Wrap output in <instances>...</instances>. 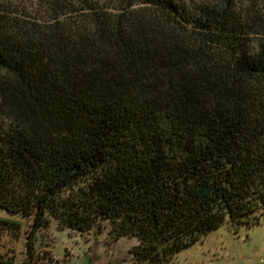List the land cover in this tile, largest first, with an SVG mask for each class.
<instances>
[{"label":"trees","instance_id":"obj_1","mask_svg":"<svg viewBox=\"0 0 264 264\" xmlns=\"http://www.w3.org/2000/svg\"><path fill=\"white\" fill-rule=\"evenodd\" d=\"M0 208L24 264L52 220L135 237L130 264L259 222L264 2L0 0Z\"/></svg>","mask_w":264,"mask_h":264},{"label":"rangeland","instance_id":"obj_2","mask_svg":"<svg viewBox=\"0 0 264 264\" xmlns=\"http://www.w3.org/2000/svg\"><path fill=\"white\" fill-rule=\"evenodd\" d=\"M235 1L240 7L251 0ZM263 2L260 0V3ZM257 214H260L259 222L231 227L223 224L209 231L194 244L180 250L174 257L175 264H264V208ZM0 217L23 222L18 239L9 232L0 231V254L4 258H11L15 254L12 264H24L30 219L2 208ZM34 242L37 253L50 251L52 258L36 256V264L38 260L39 264H130V249L137 240L123 236L109 241L106 229L100 232L93 228L82 233L60 227L52 220L51 227L40 231Z\"/></svg>","mask_w":264,"mask_h":264}]
</instances>
